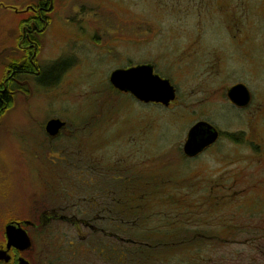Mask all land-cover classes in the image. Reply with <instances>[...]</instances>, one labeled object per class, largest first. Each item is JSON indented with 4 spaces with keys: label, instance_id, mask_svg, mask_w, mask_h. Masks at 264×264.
<instances>
[{
    "label": "rangeland",
    "instance_id": "1",
    "mask_svg": "<svg viewBox=\"0 0 264 264\" xmlns=\"http://www.w3.org/2000/svg\"><path fill=\"white\" fill-rule=\"evenodd\" d=\"M35 1L0 0V90L24 56L22 17ZM90 3L83 22L53 18L39 35L35 62L51 65L50 85L19 76L0 109V223L61 203L45 190L61 173L44 162L59 158L86 185L109 183L108 212L50 220L44 264H264V0ZM52 5L50 16L75 13ZM146 60L176 90L167 107L110 86L113 68ZM238 81L251 93L243 108L226 96ZM52 116L66 122L55 138L44 130ZM201 119L221 135L186 157L187 129Z\"/></svg>",
    "mask_w": 264,
    "mask_h": 264
},
{
    "label": "flooded vegetation",
    "instance_id": "2",
    "mask_svg": "<svg viewBox=\"0 0 264 264\" xmlns=\"http://www.w3.org/2000/svg\"><path fill=\"white\" fill-rule=\"evenodd\" d=\"M88 1L89 2H85L81 0H64V2L70 3V5H72V7L75 8V13L72 14L71 16L70 15H65V16L58 15L55 17L50 16L48 13H50L53 8L52 0H36L32 4L26 5L25 11L29 12V14L24 15L22 17L23 23L21 25V36L19 40V47L24 52V56L19 62L13 61L11 64H9L10 67H8L7 76L5 77L4 82H3V87L9 90V93H11L10 94L11 98H13L14 91L17 89H20L19 86H17V83L19 82V79H20L19 76L31 74L33 75L35 82H38L41 85H46V84L50 85L46 81V73L49 70H52L51 67H49L51 65L48 64L47 68H45L44 70V69H40L37 63L35 62V56L37 54V50L41 42V41L38 42L39 41L38 38L40 37L39 35H42L43 33L47 31V29L50 28L53 22V18H57V20L60 21V23H62V21L60 20L62 17L65 18L66 20H74L77 22H83L84 18L90 16V15L86 16L85 11H83L86 8H90L91 6L90 1L92 0H88ZM93 35H94L93 37L89 38L92 41L97 39V33ZM97 43L94 41V44H97ZM65 58L66 57L63 58L62 56V58L58 57V59L56 58V60L60 61ZM67 58H70V57H67ZM86 59L87 57L85 58L83 57L82 62L85 63ZM70 60L73 61L72 58H70ZM70 63L67 66H69ZM140 64L151 65L153 73L158 74L162 78H166L164 76H161L156 71L155 62L150 61V60L148 61L146 60L144 62H138L135 64H127L123 66H118V67L113 68L112 70L116 68H127L130 66H135V65H140ZM67 66L65 68H67ZM65 68L63 70H65ZM58 78L56 79V81L58 80ZM108 81H109V75H108ZM236 83H242V82L238 81V82L233 83L232 85ZM242 84L245 85L244 83ZM110 86L116 92L128 94L133 99H135L136 101L140 103H147V104L150 103V104H156V105L167 107L175 99L174 98L172 101H170L168 105H162L157 102H143L135 98L129 92H123V91L118 90L117 88L113 87L111 83H110ZM245 87L248 90L249 99L247 103L243 105H238L232 102L227 95V91L229 88L227 89L226 96L229 102L232 104V106L236 108H243V107H246L250 103L251 93L246 85ZM50 118H58V117L52 116ZM60 120L63 121L64 124L59 128V130L55 134L47 133L45 130V124H44L45 133L50 138H55L59 134V132L65 127L66 122L62 119ZM201 120H204V119H201ZM212 125L218 131V136L215 139V141L212 142L210 145H208L206 148L213 145L219 139V136L221 135V131L214 124ZM231 135L233 136L235 134H231ZM237 137L238 136H236V138ZM77 146H79V144H77ZM206 148H204L203 151ZM189 158H192V157H189ZM44 165L46 167H49L53 171L61 173V174L55 175L56 181H57L56 185L54 186L50 184L47 185L50 182H46L47 184L45 187V190L49 189L48 191V194H50L49 196L55 195V197H61V203L57 205H51L49 207L47 206V204L43 203V206L41 208L38 207L37 209H35V213L30 218H8L2 221L0 223V264H20L21 261L24 262L25 264H44L43 247L46 245L45 244L46 243L45 229L50 220H60V219H64L65 217H71V219L74 220L72 224L77 225L79 221L78 214H80V212L81 213L91 212L93 218H95L97 215L101 213L106 214V212H108L106 199H109V191L107 190L109 183L107 181L106 182L103 181L104 185L102 186L103 189L101 191V187L98 185L96 186V184H99L100 181L98 180L92 181L91 179H89L87 182V185L85 184L84 180L81 181L82 175H80V168L78 164L69 163V161L67 160L56 158V159H50V160L45 161ZM80 183L85 184L88 188H95V190L94 191H89L88 189L80 190L81 189L79 186ZM57 185L58 187H55ZM82 201H85L87 204V206L84 208L79 206V204L82 203ZM7 224H12L15 227H19L20 229L24 231V234L26 236V243L24 246H18L16 244L9 243V240L7 239V236L5 234V227Z\"/></svg>",
    "mask_w": 264,
    "mask_h": 264
},
{
    "label": "water",
    "instance_id": "3",
    "mask_svg": "<svg viewBox=\"0 0 264 264\" xmlns=\"http://www.w3.org/2000/svg\"><path fill=\"white\" fill-rule=\"evenodd\" d=\"M109 81L113 87L123 92H129L143 102L168 105L176 95L175 88L170 81L153 73L152 66L149 64L116 68L110 72ZM227 95L232 102L238 105L247 103L249 99L248 90L242 83L232 85L228 89ZM63 124L64 122L58 118H50L45 123V130L49 134H55ZM217 136L218 131L212 124L205 120H197L187 129L182 152L187 157H194L214 142ZM5 234L9 243L18 246H24L26 243L24 231L19 227L7 224ZM20 264L25 263L21 261Z\"/></svg>",
    "mask_w": 264,
    "mask_h": 264
},
{
    "label": "trees",
    "instance_id": "4",
    "mask_svg": "<svg viewBox=\"0 0 264 264\" xmlns=\"http://www.w3.org/2000/svg\"><path fill=\"white\" fill-rule=\"evenodd\" d=\"M11 93H9V90L8 89H3V90H0V109H4L5 107L8 106V104L10 103V100H11ZM233 140H237L236 136L235 135H231L230 136Z\"/></svg>",
    "mask_w": 264,
    "mask_h": 264
}]
</instances>
